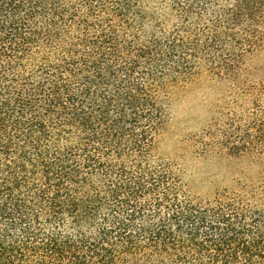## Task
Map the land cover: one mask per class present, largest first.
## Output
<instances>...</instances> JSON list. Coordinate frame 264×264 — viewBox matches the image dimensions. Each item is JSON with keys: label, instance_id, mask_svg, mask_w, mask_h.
Returning <instances> with one entry per match:
<instances>
[{"label": "trees", "instance_id": "16d2710c", "mask_svg": "<svg viewBox=\"0 0 264 264\" xmlns=\"http://www.w3.org/2000/svg\"><path fill=\"white\" fill-rule=\"evenodd\" d=\"M263 48L264 0H0V264H264ZM202 63L261 164L206 197L155 157Z\"/></svg>", "mask_w": 264, "mask_h": 264}, {"label": "rangeland", "instance_id": "374dc122", "mask_svg": "<svg viewBox=\"0 0 264 264\" xmlns=\"http://www.w3.org/2000/svg\"><path fill=\"white\" fill-rule=\"evenodd\" d=\"M154 5L150 3L148 10L156 16ZM176 21L175 14L169 13L164 24L171 29ZM144 30L147 32L150 27L145 26ZM206 63L170 90L166 103L168 123L155 152L156 158L169 163L181 175L190 194L200 197L230 187L243 174L256 175L261 166L260 160L254 161L253 157L235 159L222 154L218 142L231 133V119L242 118L249 105L229 81L216 78ZM249 66L259 67L264 73V48L250 60ZM261 74L251 78L259 79ZM258 158L263 162L264 152Z\"/></svg>", "mask_w": 264, "mask_h": 264}]
</instances>
